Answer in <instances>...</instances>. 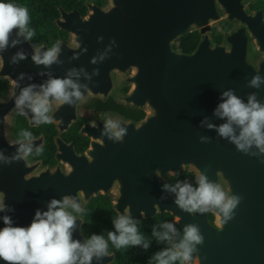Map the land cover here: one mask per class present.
<instances>
[{"label": "water", "instance_id": "95a60500", "mask_svg": "<svg viewBox=\"0 0 264 264\" xmlns=\"http://www.w3.org/2000/svg\"><path fill=\"white\" fill-rule=\"evenodd\" d=\"M255 1L107 0L103 7L90 6L85 17L74 12L65 17L60 27L73 35L77 48L60 46L58 62L50 67L32 60L36 48L41 52L48 48L32 45L14 29L9 46L0 52V78L10 83L8 97L0 101V153L4 157L10 160L18 154L21 142L29 143H9L2 130L5 120L18 113L15 98L24 87L36 85L34 91L39 92L50 78H64L75 69L79 75L71 78L87 88L80 89L83 98H74L72 106L51 105L49 114L58 121L53 123L58 133L54 166L31 162L28 155L11 163L0 160V192L7 206L0 212V228L5 215L14 226L27 227L36 210L46 211L53 198H75L83 211L93 197L108 195L117 217L127 212L137 222L170 214L176 229L171 246L183 239L187 225L198 226L204 242L196 245L192 264H264V153L254 145L247 152L238 150L217 131L226 118L214 114L224 99L222 93L228 90L245 103L249 94L256 93L264 104V82L259 88L248 83L257 73L264 77V13L262 8L251 10ZM223 22L233 27L217 43L212 32ZM191 30L200 37L195 49L189 53L176 50L175 42ZM14 39L19 40L15 46ZM17 52L25 53L26 58L12 63ZM128 68L134 71L120 88L129 90L113 95L112 73ZM21 73L24 77L18 79ZM111 96L148 116L135 122L111 115L126 129L122 140L102 135L104 124L96 119L84 124L81 132L91 143L77 152L74 143L64 141L61 134L77 121L82 104L94 97L106 100ZM24 111L29 125L38 127L31 110L25 107ZM209 124L216 127L209 128ZM94 138L104 143L94 142ZM30 143L32 153L44 146V135L33 137ZM38 165L43 169L30 175ZM182 171L192 172L197 180L204 175L229 195L240 196L232 219L221 224L219 209L204 213L182 210L169 184L170 177ZM115 180L120 184L112 196ZM165 184L170 187L163 188ZM75 217L72 238L84 243L83 217ZM113 259L114 254L109 253L100 260L93 257L91 264H110ZM0 264L7 262L0 259Z\"/></svg>", "mask_w": 264, "mask_h": 264}, {"label": "clouds", "instance_id": "9594fccd", "mask_svg": "<svg viewBox=\"0 0 264 264\" xmlns=\"http://www.w3.org/2000/svg\"><path fill=\"white\" fill-rule=\"evenodd\" d=\"M30 16L26 7L20 6L12 0H0V52L9 46V38L14 29H18L17 36H24L31 40L35 31L28 27ZM19 43V40H12V45ZM60 52L59 41L46 51L41 52L36 48L32 55V60L36 65L50 67L58 62ZM25 53L17 52L12 58V63H18L25 59ZM93 58L92 63H95ZM95 75H99L98 70H94ZM79 72L70 69L64 78H50L45 84L40 85V91L35 92L36 85L24 87L15 98V108L18 114L26 115L24 109L27 107L33 114V119L37 124H52L55 121L49 114L51 105L58 102L60 105L68 104L72 106L74 98L81 100L83 94L81 85L72 76H78ZM87 76V74H85ZM21 73L18 79H23ZM90 79V77H88ZM264 82V77L260 74L252 76L248 82L249 86L259 88ZM18 86V85H17ZM222 102L218 104L214 114L226 118V122L217 127L218 133L222 137L229 138L237 146L238 150L247 152L253 145L264 153V104L256 98V93L248 96L245 103L232 90L222 93ZM209 128L216 127L209 124ZM239 128V135H236V128ZM126 129L119 127L113 119H108L104 124V132L110 139L122 140ZM21 135L25 141L21 142L17 150L18 154L10 160L0 153V160L11 163L13 160L19 161L21 156L31 153V141L33 134L30 131L22 130ZM43 152V146L37 149V153ZM157 175L159 173L157 172ZM170 186L165 184L163 188ZM178 189V190H177ZM176 192L175 203L182 209L190 213H204L210 209H219L222 214L221 224L227 223L234 216V209L240 203V196L229 195L221 188L220 184L208 182L204 175L198 178V187L193 188L191 184L185 182L178 183L170 189ZM4 203V193L0 192V212L6 209ZM75 212H81L80 204L75 198L68 196L62 200L51 199L46 211L36 210L35 216L27 227L14 226L11 217H2L4 227L0 228V259L7 264H91L93 257L100 260L109 256L108 242L117 248L143 245L145 249L149 246L138 232L137 223L125 212L119 215L114 221L115 231H109L107 239L102 235L93 234L90 239L81 243L72 238V232L76 226V217L68 211V208ZM163 232L153 230V234L159 240L172 241L176 234V229L172 223H164ZM204 237L198 226L189 224L184 228L183 239L174 244L171 248H166L155 254L156 264H173L180 260L181 264H192V253L197 251L196 245L203 244Z\"/></svg>", "mask_w": 264, "mask_h": 264}, {"label": "trees", "instance_id": "16d2710c", "mask_svg": "<svg viewBox=\"0 0 264 264\" xmlns=\"http://www.w3.org/2000/svg\"><path fill=\"white\" fill-rule=\"evenodd\" d=\"M41 0H12V2L26 7L29 9L30 16L33 19L40 18V11L45 9L44 6L40 5ZM263 7L264 1L261 0ZM259 2V3H260ZM262 5V6H261ZM229 25L224 23V27L221 30H228ZM221 32H216L213 37L216 41H219L222 37ZM199 34L196 31H190L189 33L181 36L174 44L176 50L184 53L193 51L199 41ZM6 83L0 80V90L6 88ZM108 102L112 104V108L116 109L117 112L121 113L126 118L139 119L144 117V112L140 109L132 110L124 106H120L115 101L110 99ZM102 102L99 100H90L83 108H80L78 120L72 125V127L65 133L62 134L64 139L74 141V145L78 147L79 151H84L88 145V139L82 137L78 130L83 122L90 115H98L100 110L103 108L98 107ZM15 133L22 137V130L30 131L33 136H37L40 133L44 134L45 144L43 146V152L38 154L37 150L30 153V157L33 159H41L45 165L54 163V150L55 144L53 136H56V129L53 124H40L39 127H30L27 120L22 116H18L15 120ZM58 134V133H57ZM48 163V164H47ZM189 183L193 188L198 187V180L192 172L182 171L177 175L170 177L169 184L171 187H175L178 183ZM178 190V189H177ZM172 196L176 200V192L172 191ZM72 215H81L83 217V224L81 231L83 233L85 241L91 238L93 234L102 235L107 239L109 231H115L113 221L117 218V213L112 208L110 197L108 195H98L93 197L85 206L82 212H75L69 207ZM213 215H211V218ZM171 216L168 213L156 214L154 217L137 221L138 232L144 237V240L148 243L147 249L143 245L128 246L126 248L117 249L111 241L108 242V252L114 254L113 264H156L153 259L155 254L166 249L171 248V242L167 240H159L154 234L153 230L158 232L165 231L161 226L164 223H170ZM173 264H181L180 260L173 262Z\"/></svg>", "mask_w": 264, "mask_h": 264}, {"label": "flooded vegetation", "instance_id": "af4514ba", "mask_svg": "<svg viewBox=\"0 0 264 264\" xmlns=\"http://www.w3.org/2000/svg\"><path fill=\"white\" fill-rule=\"evenodd\" d=\"M39 3H40L41 6H44L45 9H43V10L40 11L41 16H40V18H37V19H33L30 16V13H29L30 21H29L28 27L30 29H33L35 31V35L29 41H30V43L32 45L39 46V47L44 45L45 47L50 48V47L54 46L58 41H59L60 44L67 43L69 41V35H70V33L67 30H64V29H62L60 27V25H62L64 22H66L65 17L68 16L69 13L74 12V15L75 14L78 15L80 18L85 17L88 14V12H89V6H93V5L104 6V4L107 3V0H41ZM253 3H255V2H253ZM253 3H251V10L258 9V8H252L254 6ZM260 8L263 9V13H264V8L263 7H260ZM29 11L30 10L28 9V12ZM226 24L229 25L228 30H225V31H222L221 32V30H222L221 29L219 32L222 33V37H221V39L219 41H216L215 38L213 37V40L215 42L220 43L222 41V38H223L224 34L227 33V31H229L233 27V24H231V23H226ZM222 27H224V23H223ZM191 31H195V30H191ZM215 33L216 32H214L213 35H215ZM0 80L4 81L6 83V85H7L6 88L5 89H2V90H4V91L8 90L9 89V86H10L9 81L7 79L6 80H3V78H0ZM128 90H129L128 87H121L119 89V92L125 94V93H127ZM110 99H112L117 104H119L115 100V97L114 96H111V97L107 98L106 100H103V99L98 98V97H94V98L90 99V100H99V101H101L102 103L99 104L98 107H99V109L100 108H103V110H100L98 115H90V116H88L86 120H83V122H82V124H81V126H80V128L78 130V133L82 137L88 139V145L84 149V151L89 147V145L91 143V138L88 137L86 134H84V133L81 132V128H82V126L84 124L91 123L94 119H96L99 122L105 124V121L109 119V116L116 115V114L121 115L122 117L126 118L121 113L117 112L116 109H113L112 108V104L110 102H108ZM89 101H87V102H89ZM86 103L82 104L79 107V109H78V117H79L80 108H83V106ZM119 105L120 106H123L121 104H119ZM124 107H126V106H124ZM126 108H130V107H126ZM130 109H132V108H130ZM132 110H135V109H132ZM18 116H22L23 118H25L23 115H20V114H17L15 116V118H14V121H13V124H12V128H11V135H12V138L15 141L24 140V138L18 136L15 133V126H14V124H15V120H16V118ZM144 116H145V114H144ZM143 118H139V119L126 118V119L132 120V121H135V122H138V121L142 120ZM77 120H78V118H77ZM27 123H28V120H27ZM28 125H29V123H28ZM72 125L69 127V129L72 127ZM99 126L100 125H97L96 128H99ZM41 134H43V133H40L37 136H39ZM56 135H57V133H56ZM37 136H33V137H37ZM54 137L55 136H53V141H54ZM61 138L64 141H66V142H73L74 143V141L64 139V137L62 136V134H61ZM93 141L94 142L99 141L100 144H103L104 143L100 138H94ZM74 147H75V150L77 152H79V153L83 152V151H79L78 150V147L76 146V144L74 145ZM54 151H56V146H55V150ZM27 159L29 161H31V162L36 160V159L31 158L30 157V154L27 156ZM37 160L42 161L41 159H37ZM56 163L57 162H56V160L54 158V163L53 164H51V165L48 164V163L47 164L49 166H54ZM42 165L45 166L44 163H42ZM110 202H111V198H110ZM111 205H112V203H111ZM112 208H113V205H112ZM113 263L114 262H111L110 264H113Z\"/></svg>", "mask_w": 264, "mask_h": 264}, {"label": "rangeland", "instance_id": "374dc122", "mask_svg": "<svg viewBox=\"0 0 264 264\" xmlns=\"http://www.w3.org/2000/svg\"><path fill=\"white\" fill-rule=\"evenodd\" d=\"M261 0H258V1H255V6H260L259 4H262V2H260ZM264 1V0H263ZM260 2V3H259ZM106 4V3H105ZM104 4V5H105ZM93 6H97V5H93ZM262 6V5H261ZM90 7V6H89ZM98 7H103V6H98ZM254 8H260V7H254ZM89 13V12H88ZM223 23H227V22H223ZM217 25L215 27V29L213 30L212 34L214 32H219L221 29H223L222 25ZM69 46V47H72V48H77V43L76 41L74 40L73 38V35L70 34L69 35V41L66 43V44H60V46ZM3 61H1V58H0V64L2 63ZM1 66V65H0ZM133 68H128L126 69L125 71H117V73H112V82H113V90H112V93L113 95H118L119 94V89H120V85L122 84V81L126 78H128L132 73H133ZM3 80H6L5 78H3ZM10 93V90H1L0 91V101H2V98H7L8 95ZM4 100V99H3ZM18 113H13V115L9 118L8 120L6 119L5 120V125L2 127V130L5 132V138L6 140L9 142V143H12L14 142L15 140L12 138V135H11V128H12V124H13V121H14V118L15 116L17 115ZM148 116L147 112H145V117ZM109 119H113L115 120L118 125H119V122L116 120L115 117H112V116H109ZM26 159V157H25ZM61 167L64 168L65 167V164H61ZM43 169V167H41L40 165H38L35 170L33 172H31L30 175H37L41 170ZM115 184L113 185L110 193L112 194V196L115 194V192L117 191V189L119 188V182L115 180L114 182ZM222 188V187H221ZM171 219H173L171 217Z\"/></svg>", "mask_w": 264, "mask_h": 264}]
</instances>
